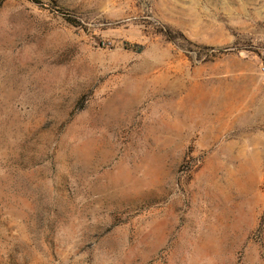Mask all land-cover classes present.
Masks as SVG:
<instances>
[{"label": "rangeland", "instance_id": "1", "mask_svg": "<svg viewBox=\"0 0 264 264\" xmlns=\"http://www.w3.org/2000/svg\"><path fill=\"white\" fill-rule=\"evenodd\" d=\"M263 66L264 0H0V264H264Z\"/></svg>", "mask_w": 264, "mask_h": 264}, {"label": "trees", "instance_id": "2", "mask_svg": "<svg viewBox=\"0 0 264 264\" xmlns=\"http://www.w3.org/2000/svg\"><path fill=\"white\" fill-rule=\"evenodd\" d=\"M59 13H61V12H59ZM157 33L162 34L169 41H174L175 40L174 34L170 30H161L160 32H157ZM139 50H141L140 47H139ZM211 50L213 51L212 55L214 57H215L216 54L222 53L221 51H218V50L217 51L213 50V49H211Z\"/></svg>", "mask_w": 264, "mask_h": 264}, {"label": "built area", "instance_id": "3", "mask_svg": "<svg viewBox=\"0 0 264 264\" xmlns=\"http://www.w3.org/2000/svg\"><path fill=\"white\" fill-rule=\"evenodd\" d=\"M262 71L264 72V66L262 67Z\"/></svg>", "mask_w": 264, "mask_h": 264}]
</instances>
